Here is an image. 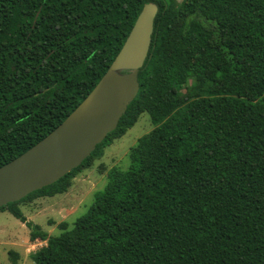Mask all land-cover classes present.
<instances>
[{
    "label": "trees",
    "instance_id": "trees-1",
    "mask_svg": "<svg viewBox=\"0 0 264 264\" xmlns=\"http://www.w3.org/2000/svg\"><path fill=\"white\" fill-rule=\"evenodd\" d=\"M149 3L151 57L115 130L0 211L45 242L35 264H264V0H0V167L76 109ZM142 114L153 128L84 215L56 236L26 220L21 203L67 192Z\"/></svg>",
    "mask_w": 264,
    "mask_h": 264
},
{
    "label": "water",
    "instance_id": "water-1",
    "mask_svg": "<svg viewBox=\"0 0 264 264\" xmlns=\"http://www.w3.org/2000/svg\"><path fill=\"white\" fill-rule=\"evenodd\" d=\"M157 13L156 4L144 5L122 48L85 99L50 134L0 167V207L58 181L115 130L139 91L138 73L151 57Z\"/></svg>",
    "mask_w": 264,
    "mask_h": 264
},
{
    "label": "rangeland",
    "instance_id": "rangeland-1",
    "mask_svg": "<svg viewBox=\"0 0 264 264\" xmlns=\"http://www.w3.org/2000/svg\"><path fill=\"white\" fill-rule=\"evenodd\" d=\"M153 125L147 114H142L133 127L119 139L102 149V155L89 169L81 170L67 192L45 196L19 208L27 221L39 226L48 235L59 234L58 225L69 224L84 215L93 204L95 194L103 191L109 172L124 170L129 165L128 151L137 140L151 131ZM26 203V204H25ZM31 229L7 211H0V264H12L9 252L19 255L18 264H35L31 254L45 245L38 239L29 240Z\"/></svg>",
    "mask_w": 264,
    "mask_h": 264
}]
</instances>
